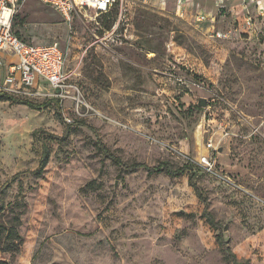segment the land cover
Instances as JSON below:
<instances>
[{
	"label": "rangeland",
	"instance_id": "obj_1",
	"mask_svg": "<svg viewBox=\"0 0 264 264\" xmlns=\"http://www.w3.org/2000/svg\"><path fill=\"white\" fill-rule=\"evenodd\" d=\"M131 1L121 22L118 8L67 22L41 0L18 7L14 31L34 44L59 42L75 88L68 98L10 94L38 109L0 101V222L19 235L12 251L2 239L0 260L232 264L223 233L239 260L264 264V15L257 0H233L234 10L217 19V29H238L229 38L214 37L196 7L179 16L176 0ZM99 141L126 163H197L198 185L222 228L202 217L189 171L128 172ZM44 144L49 162L36 175Z\"/></svg>",
	"mask_w": 264,
	"mask_h": 264
},
{
	"label": "built area",
	"instance_id": "obj_2",
	"mask_svg": "<svg viewBox=\"0 0 264 264\" xmlns=\"http://www.w3.org/2000/svg\"><path fill=\"white\" fill-rule=\"evenodd\" d=\"M27 0H0V64L3 63L2 52L14 54L18 61L9 65L8 72L0 83V92L26 96H48L53 98H68L70 90H74L75 85L68 81L67 51L59 42L50 44H34L18 36L13 31V20L19 6ZM44 4L55 9L65 21L71 22L75 16L87 15L88 10L94 11V19L102 13L119 8V22L127 21L125 12L132 3L131 0H41ZM195 0H176V13L183 16L187 8ZM216 12L200 13L197 21H211V32L216 38H229L233 31L217 29L216 21L224 19L228 12L232 11L231 2L233 0H214ZM260 6V2H258ZM236 15H239L236 14ZM263 14V8L260 9ZM253 17L248 13L245 23L248 28L253 26ZM119 27V23L114 27V31ZM49 86V88H47ZM75 92V91H74ZM74 100L77 94L74 93ZM79 101V100H78ZM214 101V99L212 100ZM79 103V102H78ZM72 122L71 118L67 119ZM213 147V143H209ZM207 169L213 171V164L208 157L202 159Z\"/></svg>",
	"mask_w": 264,
	"mask_h": 264
},
{
	"label": "trees",
	"instance_id": "obj_3",
	"mask_svg": "<svg viewBox=\"0 0 264 264\" xmlns=\"http://www.w3.org/2000/svg\"><path fill=\"white\" fill-rule=\"evenodd\" d=\"M118 8L114 7L113 9ZM112 9V10H113ZM119 9V8H118ZM111 11V10H110ZM107 13V12H106ZM14 31V29H13ZM15 32V31H14ZM16 33V32H15ZM18 36H20L18 33H16ZM21 37V36H20ZM22 38V37H21ZM24 39V38H23ZM25 40V39H24ZM27 41V40H26ZM29 42V41H28ZM4 100H15L18 103L26 104L30 106L31 108L38 109L39 105L33 103L32 101L28 99H22L17 98L15 96L10 95L9 93L0 92V101ZM38 131H35L34 133L37 134ZM52 135V134H50ZM99 149L109 158H111L117 165L123 167L128 172H134L140 168L145 169L148 174H159V173H166L171 176L178 175L180 173H185L189 171V183L195 190L198 198L204 203L205 208L202 213V217L206 221V223L217 230H220L222 228L221 222L217 221L213 213L209 210V201L206 196L202 193L199 185H198V171L200 170V166L195 162H189L188 164L182 165L180 167L175 168L171 162L169 161H161L157 165L150 166L143 162H134V163H126L123 161V159L120 156L115 155L110 151V149L103 144L102 141L98 142ZM49 149L46 144H44V151L42 158L40 160L39 166L33 171L36 175H41L43 171L45 170L48 162H49ZM3 209V204L0 205V211ZM16 227L13 224H6L3 222H0V244L3 242L2 239H5L9 241V245L3 246L5 251H12L17 246L15 239L19 236L18 233H16ZM219 241L223 245L224 251L226 252L227 257L231 260L232 264H249L247 261H241L239 260L237 254L232 251V249L227 246V242L224 239L223 233L219 234ZM0 264H9V262L5 260H0Z\"/></svg>",
	"mask_w": 264,
	"mask_h": 264
},
{
	"label": "crops",
	"instance_id": "obj_4",
	"mask_svg": "<svg viewBox=\"0 0 264 264\" xmlns=\"http://www.w3.org/2000/svg\"><path fill=\"white\" fill-rule=\"evenodd\" d=\"M258 2H260V6H258V9L260 11V9L263 8V14H264V6L262 4V3H264V0L263 1L262 0H257L256 1V4L257 5H258ZM243 4H242V6H243ZM240 5L237 8H235V13L236 14L241 13V10L242 9H240ZM231 6H232V8L234 10V4H231ZM191 7H194V9L196 7L198 9L197 14H200V13H208V12H216V8H215L216 5H215V1L214 0H195L188 8H191ZM210 28H211V25H210ZM6 53H10V52H7V51L2 52V56H3V59L6 60V64H4V65L6 66V69H7V68H9V65L11 63L17 62L18 59H17V57L14 54L10 53V54H12V55L15 56L16 60L15 61H12V62H9L6 59L7 58V55H9V54H6ZM7 72H8V70H7Z\"/></svg>",
	"mask_w": 264,
	"mask_h": 264
},
{
	"label": "water",
	"instance_id": "obj_5",
	"mask_svg": "<svg viewBox=\"0 0 264 264\" xmlns=\"http://www.w3.org/2000/svg\"><path fill=\"white\" fill-rule=\"evenodd\" d=\"M198 104L200 105V106H207L208 105V100H207V98H204V97H200L199 98V101H198Z\"/></svg>",
	"mask_w": 264,
	"mask_h": 264
}]
</instances>
